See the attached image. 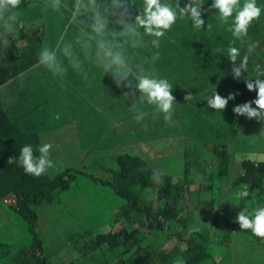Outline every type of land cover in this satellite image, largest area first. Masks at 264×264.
<instances>
[{
    "label": "trees",
    "instance_id": "trees-1",
    "mask_svg": "<svg viewBox=\"0 0 264 264\" xmlns=\"http://www.w3.org/2000/svg\"><path fill=\"white\" fill-rule=\"evenodd\" d=\"M101 1L108 3L111 0ZM42 2L43 0H22L17 9L18 16L24 10L25 15L31 18L34 7L29 9V5H39ZM136 2V9L130 8L133 18L139 14L142 0ZM169 2L175 4L176 0ZM179 2L183 7L189 0ZM203 2L202 12L209 9L212 15H219L216 9L210 8L213 0ZM23 23L18 19L16 31L11 34H4L0 29V159L3 158L2 150L8 148L16 149L19 157L24 145H32L34 154L39 155L38 146L47 142L53 145L50 158L55 166L36 177L26 174L18 161L9 164V159L6 158L0 164V202L11 206L10 212L7 208H0V243L3 250L0 253V264H67L62 259L67 247H70V253L75 258L69 264H173L176 259H182L185 264H205L210 262L208 260L213 255V248H220L219 245L210 247L208 243L213 228L221 229L219 220L230 221L231 230L236 227V231H245L248 239L253 241L251 247L261 246L264 239L251 235L250 230H241L236 216L244 208H248L251 213L255 208L264 206V162H252L248 159L237 161L242 171L233 174L235 153L227 151L228 144H216L213 153L209 150L216 160L213 175L212 169L211 172L205 171L200 166L199 159L193 157L203 155V148L198 145L200 137H205V140L226 139L231 136L228 134L230 130L222 128L232 119L242 122L247 118L234 113L231 101L242 104L256 98L257 92L249 91L243 79L250 78L249 73H252L257 62L254 56H258V50L249 56L248 71L241 79H236L230 72L232 64L227 58V48L230 45L240 48L242 57L247 51L249 38L252 40L253 37L245 38L246 42L242 44L222 26L230 41H223V37L221 41H216L210 29H196L190 19H178L172 29L160 39L158 49L150 44L153 38L148 36L144 37L143 47L133 49L126 46L127 54L133 58L134 64L143 63L146 69L160 72V77L170 81L176 102L170 122L164 120V114L157 112L154 105L136 102L138 110L150 113L147 120L145 116L142 121L146 123V130L141 131L138 126L135 131L126 132V138L120 136L119 141L114 140L115 134H118L111 130L113 133H109V137L115 144L113 147L105 136L99 138L103 147L112 151L114 156L109 166L103 164L97 170L103 174L102 177L97 171L94 175L83 169L79 170L74 165L65 168L64 160L58 159L61 152L54 149H62V153L67 155L65 137L57 142L58 137L67 130L83 129L92 124L88 119V107L93 101L94 93L92 85L95 79H102L103 75H86L85 79L71 68L69 60L65 58L66 73L76 75L70 78L59 77L60 86L54 88L53 84L58 76L55 77L38 63L41 35H37L35 31H26ZM74 25L72 20L68 28ZM217 28L221 30L220 27ZM255 30L257 28L250 29L248 34L252 36ZM4 38L8 40L7 46L2 43ZM207 40L209 45H206ZM261 51L264 54V46ZM156 53L158 59L153 62L152 56ZM93 68L104 72L95 65ZM22 77L24 81L17 82ZM67 78L79 83L82 95L79 100L57 105L53 100L61 101L65 98ZM129 80L135 85L134 76L130 75ZM15 83L18 86L14 89ZM122 89L132 93L135 88ZM215 90L222 96L226 93L224 97L236 93L235 99L229 100L223 111L210 108L207 104L206 97L211 96ZM189 94L191 99L186 100ZM94 97L96 98L95 93ZM131 100V97L120 99L115 104L114 112L118 110L120 114L116 118L132 127L139 121L134 119L136 112L132 109L134 102ZM190 104L202 112V117L206 115L208 118L201 120L199 115L197 119L190 121ZM253 107L256 105L253 104ZM174 120L181 121L174 125ZM249 120L252 123H263L264 128V121L255 118ZM190 125L192 128L197 127V135L188 132ZM232 125L231 131L236 127L234 123ZM128 129L131 128L128 126ZM185 134L189 136L188 140ZM84 139L83 135L73 138L71 148ZM255 139L258 140V150L253 153L264 155V135L261 140ZM252 140L245 141L243 148L250 150ZM127 142H134V147L123 148V144ZM206 143L209 145V141L206 140ZM164 156H169L167 165L180 160L182 163L187 161L185 164L193 163L195 167L185 170H181L182 167H167L164 171L161 169L163 164L158 161L163 163ZM154 166L162 172L155 173ZM196 170L203 174L201 179L191 177L197 173ZM80 175L110 187L116 196L124 199L125 205L115 211L114 217L107 221L109 225L105 223L99 226L100 229L105 227L100 232L89 229L91 220L86 219L79 209L76 216L67 223L68 230L65 232V227L62 228L64 233L59 240L60 249H56L53 243L43 237L49 235L51 240L52 234H45L46 229L43 234L38 232L39 220L50 210L60 208V205L65 207V214L68 213L65 195L76 189ZM219 179L222 180V186L218 185ZM212 180L215 181V189L203 191L205 182ZM243 189H247L250 196L239 200L236 194ZM223 197L226 198V205H222ZM236 209L239 210L234 217ZM203 211L208 215L210 228L204 222L201 225L196 223L198 214H203ZM125 220L129 222L126 225ZM136 221L140 222V226L131 227L130 224ZM120 225L123 227L117 230L116 227ZM190 226L199 230L190 231ZM234 236L237 238L238 233ZM173 237L185 246L175 244L167 247ZM217 243L224 242L219 240ZM235 247L237 245L231 246L232 253Z\"/></svg>",
    "mask_w": 264,
    "mask_h": 264
},
{
    "label": "clouds",
    "instance_id": "clouds-1",
    "mask_svg": "<svg viewBox=\"0 0 264 264\" xmlns=\"http://www.w3.org/2000/svg\"><path fill=\"white\" fill-rule=\"evenodd\" d=\"M22 0H0V29L4 34H11L16 31L18 22L17 9ZM136 3V0H132ZM203 0H189L185 6H181L179 0L175 4L169 0H142L139 14L134 18L130 12L128 0H111V4H100L97 0H73L71 5V18L79 25H83L80 35L74 42H66L63 37L57 44L56 49L43 46L38 52V63L45 66L54 76L64 75L67 68L64 66L60 56L69 60L72 69L83 73V61L74 51V46L79 45L83 53L84 60L89 61L97 68H101L104 73L111 72L117 86L135 88L140 92L139 100L148 105H154L157 112L164 114V120L170 122L173 115V105L176 98L173 95V86L165 77H160L154 70L146 69L143 63H133V58L127 54V47L133 49L143 47L144 37H152L150 44L160 47V39L178 19H190L196 29L204 28L205 20L202 18ZM67 7V5H63ZM51 7L59 10L62 7V0H44L42 8L44 10ZM210 8L216 9L219 15L216 17L223 25H227L230 32L242 44L248 38L249 27L254 20H258L264 12V6H260L257 0H213ZM104 10L103 13L101 10ZM109 14L111 20L109 19ZM231 20V22H230ZM114 21L120 28L112 27L109 24ZM208 28L211 24L208 23ZM141 29L143 31H141ZM47 31V30H46ZM41 35V34H40ZM250 39V38H249ZM7 46L8 40H2ZM259 47V41L247 42V51L241 57V50L236 46L227 48V58L232 66L230 72L234 78L241 79L248 71L249 56ZM158 59V53L152 56L154 62ZM239 61V62H238ZM255 81L245 77L246 87L249 91H256L257 96L253 101L238 104L234 107V113L246 116L249 119L264 121V68L256 64ZM68 74V73H66ZM134 76L135 85L129 80V76ZM87 79V76H84ZM126 82V83H125ZM135 95L134 92H124V96ZM236 93L229 94L228 97L214 92L206 97L207 104L215 110H224L229 100L235 99ZM191 99V94L187 95L186 100ZM253 104L256 107H253ZM132 109L136 112L134 119L143 121L146 112L137 109L136 101L132 104ZM261 134H264L262 130ZM53 145L44 142L38 146L39 155L34 154L32 145H24L19 152L18 159L9 157L8 163L19 162L26 174L39 177L54 167V161L50 158ZM247 159L252 162H264V155L250 153ZM239 200H244L250 196L247 189L237 192ZM0 208L11 206L0 202ZM241 230H250L251 233L264 239V206H260L249 212L248 208L240 210L236 216ZM190 231H198L195 226H190ZM173 264H185L182 259H176Z\"/></svg>",
    "mask_w": 264,
    "mask_h": 264
},
{
    "label": "rangeland",
    "instance_id": "rangeland-1",
    "mask_svg": "<svg viewBox=\"0 0 264 264\" xmlns=\"http://www.w3.org/2000/svg\"><path fill=\"white\" fill-rule=\"evenodd\" d=\"M65 1L68 6H71L73 3V0H62V7L59 10H53L51 7L46 9L47 11L49 9L52 10V17L47 18L44 14H39L36 10L38 4L32 3L29 5V9L31 7L33 8V15H31V18L28 15H25V11H21L19 13V20L23 21V26L26 31H35L37 32V35H40L44 33L46 30L50 29L52 27V24L56 26L57 29H64L65 31L68 29L69 25L71 24L72 18H71V11L68 8H65ZM44 2V0H43ZM129 7L133 10L136 9V4L132 3L131 0H128ZM107 4H111V1H108ZM70 12V14H69ZM70 16H69V15ZM107 15V14H106ZM212 21V28L211 31L213 32V39L216 41H221L220 34L215 32V25L220 24V21H217L215 17H213ZM26 19V20H24ZM74 24L78 27V30L75 31L71 37L76 38L80 35V30L83 28V25H79L74 21ZM227 28V25H224ZM209 29V28H208ZM1 37V35H0ZM209 37V35H208ZM210 38V37H209ZM228 38V36H227ZM206 45H209V41L207 40ZM215 45V44H214ZM79 73V72H78ZM82 76L89 75V76H95V74L103 75L102 79H95V83L92 85L94 88V93L96 95V98L94 97L93 93V101L91 104H89V113L90 116L88 117L89 120H91L92 124H89L86 128L80 129V128H73L70 130H67L65 133L61 134L57 142L65 137V151L67 152V155H64L62 152H64L62 149H54L56 151H60L61 155L58 157L60 160H64L65 164L64 167H73V165L81 170H85L88 173L96 174V171L100 168L101 165L106 164L109 166L111 164L112 159L114 158L113 152L109 151L108 148L105 149L103 145L100 143L99 138L104 137L109 142V144L113 147L115 144L110 139L109 133H113L111 130H115L118 135L115 134L114 140L119 141L120 136H124L126 138V132L128 131H135V129L140 127V129L146 130L147 126L145 122L139 121L135 125L131 127V125L126 126L127 124H124L120 122L116 115L120 114L118 110H115V104L120 100L125 98L123 95L125 90L122 89L120 86L114 87V85H117L113 79V74L111 72L104 73L96 68H93L92 71L87 69L83 73H79ZM72 75L76 74H64L57 77L56 82L53 84V87L56 88L60 86V79L59 77H65L68 76L70 78ZM26 77V76H25ZM66 79L65 80V98L60 101L58 99L53 100V102L57 105L64 104L69 101H76L79 100L82 91L79 89L78 85L79 83L74 79ZM23 77L20 78L17 82H22ZM37 81V80H36ZM214 85L216 86V82H214ZM17 83L13 85L14 89L17 88ZM45 86V85H44ZM46 89H49V87H45ZM217 91V90H215ZM133 92L135 95H129L127 97L132 98V102H137L140 104L139 96L140 92L138 89H134ZM226 93H224V96ZM11 96V95H10ZM10 96L7 98V103L9 104ZM231 105L233 106V109L236 105V102L231 101ZM148 116H150L149 112H146ZM146 115V120H147ZM153 115V113H152ZM235 124L234 126H237L233 131L231 129L233 128L232 124ZM261 123H252L249 119L245 118L242 122L238 120L232 119L231 122L228 123V125H225L222 130H230L228 134H231L230 137L226 139H206L209 141V145H207L206 140L204 141V138L200 137L199 144L203 148V155L198 156L194 155L193 157H196L199 159L200 166L203 167V169L207 172H211V169L213 170V175L215 174V155L212 154L215 145L216 144H228L227 145V151H230L235 156V165L233 167V174H238L241 172V165L239 162L240 160L247 159V156L250 153H253L254 151L258 150V140L255 139L258 138L259 140L262 139L263 135H261V131L264 130L262 128L263 126L260 125ZM92 126V127H91ZM252 126H255V129L252 128ZM78 135H83L85 137L84 141L82 143H77L76 146L71 148L70 142L73 138L77 137ZM253 138V140H252ZM188 140V138L186 137ZM252 140L253 145L250 147V150H247V148H243V143L247 140ZM239 141V142H237ZM134 147V142H127L123 144V148L129 149L130 147ZM188 145V142H187ZM211 150V152L209 151ZM250 151V152H249ZM2 156L3 158L0 159V164L4 163L6 158L9 159V157L18 158L17 151L14 148H8L5 150H2ZM169 156H164L163 163L158 160L161 164L162 170H167L169 168H181L192 169L193 163H182L180 160L176 161L170 165H167V160ZM154 166L155 173H160L162 170ZM173 171V170H172ZM174 172V171H173ZM197 173H194V176H191L192 178H195L196 176L201 179L203 177V174H200L199 171L196 170ZM97 173L103 177V174H101L99 171ZM79 183L75 190L72 191V193H68L65 195V206H68V209L65 214V207L55 208L50 210L47 214L45 213V217H41L39 220V226H38V232L40 234H52V238L50 240L49 235H44L43 237L46 238L48 241L53 243L56 246V249H60L59 240L63 236V227H65V232L68 230L67 223L71 221V219L76 216V214L80 212L84 214L85 218L88 220H91L89 224V229L93 230L94 232H100L104 231L105 227L99 228L100 225L107 223L108 220L114 217L115 211H118L121 209L122 206H124V199L120 196H116L110 187L101 185L99 182H96L91 179H87L84 175L79 176ZM175 179L177 180V173ZM218 185L222 186V180H218ZM215 189V181L212 180L210 182H205V185L203 186V191ZM204 196V193H203ZM226 203V198L223 197V203L222 205ZM238 205H241L239 203ZM264 205V203H263ZM73 207V208H71ZM236 209L234 211L233 216L235 217V214L237 212ZM5 213V212H3ZM199 218L196 222L197 224L201 225L203 222L210 228V222L208 220V215L203 211V214H198ZM232 216V215H231ZM145 220V219H144ZM230 220L233 222V220L230 217ZM229 222V224H227ZM128 220L124 221V225L128 224ZM109 225V224H108ZM218 225H221V229L217 230L216 227L213 228L212 235H209L208 243L210 244V247L219 245L221 248H213V255L211 257L209 263L206 262L205 264H239V261L246 257L241 247H238L236 238L230 239L229 241L226 240V237L224 235L226 234V231L235 232L236 227L232 228V224L228 220L220 221L218 222ZM131 227L140 226V222L136 221L133 224H130ZM212 226V225H211ZM215 226V225H213ZM228 226V227H226ZM123 227V225H120L116 227L117 230H120ZM207 227V228H208ZM61 228V230H59ZM108 228V227H107ZM106 228V229H107ZM12 232V231H9ZM9 237V235L7 236ZM13 237H15L13 235ZM219 240H223L224 243H217ZM233 245H237V247L233 248V253L231 252L230 248ZM175 244H179L180 246H185V244H182L178 242L176 237H173L168 246H174ZM165 245V244H164ZM222 245L224 247H222ZM3 250H1V243H0V253ZM230 254L232 256H230ZM62 259L65 263L69 264L70 262H74L75 258L70 253V247H67L65 249V254L62 255ZM172 264V263H171Z\"/></svg>",
    "mask_w": 264,
    "mask_h": 264
},
{
    "label": "crops",
    "instance_id": "crops-1",
    "mask_svg": "<svg viewBox=\"0 0 264 264\" xmlns=\"http://www.w3.org/2000/svg\"><path fill=\"white\" fill-rule=\"evenodd\" d=\"M97 2L100 3V4H104L101 0H97ZM43 3L44 2H42L41 4H39L37 6L36 10L38 11L39 14H44V15H46L47 18H51L52 15H53L52 10H51V12H50V9L48 11L47 10H44L42 8ZM257 3L260 6H264V0H259V1H257ZM69 9H71V8L69 7ZM101 11L103 13L104 10L102 9ZM69 14H70V12H69ZM107 15H109V14H107ZM217 16L212 15L210 13L209 9L203 11L202 12V18L205 20L204 27L205 28H208L207 25H208V23H210L211 24V28H212V26H213L212 25V21L214 19L213 17H215V19L217 21H219L216 18ZM109 19L110 20L112 19L110 15H109ZM217 26L220 27L221 30H219L217 28ZM217 26L215 27V32L218 33V34H220L221 37H223V39H224L223 41H228L229 42L230 39L227 38V32L223 31V29H222V26H224V25L220 22V24L217 25ZM112 27L120 28L121 26L115 24L114 21H113L111 24H109V30L110 31L112 30ZM224 27H226V26H224ZM252 28H254V29L257 28V30L254 31V33H253L252 36L248 34V37H253L252 40L251 39H249V40L250 41H259V47L255 49V50H258V52H257L258 53V56H254L257 59L256 64H259V65H261V68H264V65H263V62H264V54L261 51V47L264 46V12H262L261 17L258 20H254L252 22L251 26L249 27V30L252 29ZM77 30H78V27L76 25H74L71 28H68L65 31L64 29H57L56 26L52 24V27L50 29H48L47 31H45L44 33L41 34V37H40V40H41L40 49L43 46H48V47H50V48H52V49L55 50L56 47H57L58 42L60 41V38L61 37H63L66 42H74L75 38H72L71 35L75 31H77ZM260 44H262V45H260ZM74 51H75V53L78 56H80L81 60L83 61L82 67L84 69V72L86 71L87 68L90 71H92L93 64H91L87 60H84V56H83V53H82L79 45H75L74 46ZM260 52L263 55L260 54ZM65 58L66 57H64V56H60V59L63 61L64 66H65ZM157 74H158V76H161L160 72H158ZM255 75L256 74H255L254 71H252L251 74L249 73V77L252 78L253 81H255ZM188 111H189V119H190V121L192 119H197L199 117V115L201 116L200 117L201 120H205V119L208 118V116H206V115H203V117H202V112L196 106H194L192 104H190L188 106ZM180 121L181 120H174L173 123H174V125H177V124H179ZM260 125H263V123L260 124ZM235 128H237V126ZM196 129H197V127L192 128V125H190V128H189V131L188 132L195 133V135H197ZM254 129H255V126H254ZM184 136L189 139V136H187L186 134ZM202 138H204V141H205V137H202ZM200 140L201 139L199 138V141ZM199 141H198V145H200L199 144ZM236 233H238V237L236 238L238 247H241L242 249H244V250H242V252L246 256V257H243L239 261V264H264V249H263L264 248V241L261 242V246L260 245H258V246L256 245L257 248L254 245L251 247V245L253 244V241L251 240L252 241L251 242L248 239V237L246 236L247 234H246L245 231H242V232H239V231H235V232L230 231V234H229L228 233V230H227L226 231V234L224 235V237H226V240L227 241H229L230 239H233V241H234V239H235V236L234 235ZM250 234L253 235L252 233H250ZM233 241L231 243L232 246L234 244ZM215 250H217V249L215 248ZM232 255L230 254V256H232Z\"/></svg>",
    "mask_w": 264,
    "mask_h": 264
}]
</instances>
